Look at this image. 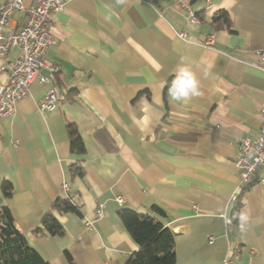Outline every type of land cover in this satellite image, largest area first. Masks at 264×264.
Returning a JSON list of instances; mask_svg holds the SVG:
<instances>
[{"label": "crops", "instance_id": "0c3cea01", "mask_svg": "<svg viewBox=\"0 0 264 264\" xmlns=\"http://www.w3.org/2000/svg\"><path fill=\"white\" fill-rule=\"evenodd\" d=\"M183 1L199 22L174 0H70L53 13L46 82L36 79L16 110L0 117V206H9L50 264H124L139 248L119 216L124 207L172 229L175 264H264V167L245 182L235 165L239 139L255 140L261 129L264 62L256 51L264 48V0ZM219 9L229 12L233 31L212 23ZM24 20L16 11L10 25ZM19 53L12 47L0 57V82L6 60ZM185 70L200 94L172 100L169 88ZM51 88L57 106L40 111ZM69 123L85 154L72 152ZM76 162L84 174L73 178ZM57 197H71L81 214L58 215L62 236L35 235ZM238 201L243 229L232 216ZM99 203L103 216L90 228Z\"/></svg>", "mask_w": 264, "mask_h": 264}, {"label": "built area", "instance_id": "2783aa9c", "mask_svg": "<svg viewBox=\"0 0 264 264\" xmlns=\"http://www.w3.org/2000/svg\"><path fill=\"white\" fill-rule=\"evenodd\" d=\"M70 0H38V3L26 6L24 0H5L0 3V57H5L12 47L20 49L19 55L14 59H7L2 69L6 74L4 81L0 82V117L12 114L24 97L29 94L31 84L40 79L46 82L41 69L46 66L45 56L48 48L54 42L51 31L53 13L64 9ZM179 2L188 12L192 22H199L197 15L183 0ZM211 5L212 0H206ZM25 12V20L20 26H11L10 21L16 11ZM184 35V33H180ZM256 55L264 62V48L258 49ZM53 69L56 70L55 67ZM59 93L51 88L38 102L40 111H53L57 106ZM262 112L261 129L255 140L243 137L238 141V155L235 165L239 169L243 181L254 180L260 167H264V107ZM264 182V176L258 178ZM70 184L64 183L63 189L70 191ZM118 203L123 205L125 199L121 195L116 197ZM105 204L99 203L96 216L87 221L88 227L103 216ZM213 241V236H209Z\"/></svg>", "mask_w": 264, "mask_h": 264}, {"label": "trees", "instance_id": "16d2710c", "mask_svg": "<svg viewBox=\"0 0 264 264\" xmlns=\"http://www.w3.org/2000/svg\"><path fill=\"white\" fill-rule=\"evenodd\" d=\"M212 23L217 29L233 31L230 14L226 9L217 10ZM71 150L74 153L85 154V141L74 123L67 125ZM73 178L84 174L81 162L70 165ZM2 193L5 197L12 194V185L9 181L2 184ZM242 202L238 201L233 210V219L237 221ZM152 210L161 215L165 211L154 205ZM81 214V206L71 197H57L51 203L50 209L41 219V225L34 230L39 236H62L65 228L58 215L66 213ZM119 216L139 248L134 251L124 264H175V233L159 218L149 213L139 212L132 208H121ZM72 262L69 252L66 253ZM0 264H50L31 246L23 232L19 230L9 206L3 203L0 206Z\"/></svg>", "mask_w": 264, "mask_h": 264}, {"label": "clouds", "instance_id": "9594fccd", "mask_svg": "<svg viewBox=\"0 0 264 264\" xmlns=\"http://www.w3.org/2000/svg\"><path fill=\"white\" fill-rule=\"evenodd\" d=\"M198 83L195 77L188 71H183L177 79H175L169 88V95L172 100L181 101L190 96L199 95ZM240 226L243 229L247 217L241 213L238 216Z\"/></svg>", "mask_w": 264, "mask_h": 264}]
</instances>
